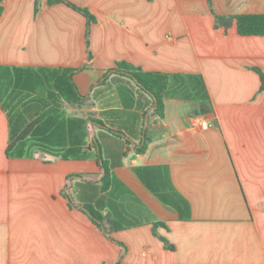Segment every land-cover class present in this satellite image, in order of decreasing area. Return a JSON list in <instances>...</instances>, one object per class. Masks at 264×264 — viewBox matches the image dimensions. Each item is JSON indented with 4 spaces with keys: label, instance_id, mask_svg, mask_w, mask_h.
<instances>
[{
    "label": "crops",
    "instance_id": "obj_1",
    "mask_svg": "<svg viewBox=\"0 0 264 264\" xmlns=\"http://www.w3.org/2000/svg\"><path fill=\"white\" fill-rule=\"evenodd\" d=\"M66 1L95 19L90 60L86 19L78 12L47 0L0 3V73L85 66L73 81L87 97L56 100L40 130L43 145L26 139L16 151L22 156H7L2 105L10 75L7 84L0 80L6 92L0 95V264H264V37L239 36L234 23L214 28L207 0ZM210 6L220 16L264 14V0H210ZM117 62L147 73L201 76L209 99L171 79L159 117L151 97L129 78L107 73ZM73 120L83 121L80 129H72ZM91 120L112 124L127 140L122 151L102 145L100 152L123 154L111 168L112 182L126 183L149 209L130 201L131 216L151 215L164 226L125 228L108 238L69 207L63 193L102 177L93 140L103 131ZM73 141L88 158H61ZM138 169L158 194L186 200L188 218L177 220ZM70 175L80 178L68 182Z\"/></svg>",
    "mask_w": 264,
    "mask_h": 264
},
{
    "label": "trees",
    "instance_id": "obj_2",
    "mask_svg": "<svg viewBox=\"0 0 264 264\" xmlns=\"http://www.w3.org/2000/svg\"><path fill=\"white\" fill-rule=\"evenodd\" d=\"M3 0H0V3ZM209 8L214 17V28L228 29L234 23L236 32L239 36H260L264 37V14H240L236 16H220L213 12L210 6V0H207ZM63 3L69 8L81 14L86 19L85 28V45L87 48V59H91L90 52L88 51L89 35L91 26L95 23L94 17L86 10L77 7L66 0H47L48 5ZM38 2H35V11H37ZM2 9L0 8V14ZM85 66L74 69H30V68H12L11 74L6 72L0 73V80L7 84L8 75H10L9 85L11 88L10 93L6 96L3 102V109L7 111L9 123V144L6 149L7 156H14L16 154L18 145L22 144L26 139L33 141L35 146H42L43 140L40 137V130L48 126L47 118L50 117L49 110H55V101L62 99L69 103H79L84 101L87 97L82 96L73 81V77L83 71ZM255 71L259 74L263 84V74L258 70ZM107 73H116L129 78L141 91L149 95L154 104V111L159 117L163 114V95L166 93L169 86V81L172 79L173 83H181L184 87H191L196 96H199L202 101L208 100L206 86L201 76L197 75H173L168 76L160 73H147L124 63L117 62L115 67ZM105 79L99 81L101 84ZM94 86H92L93 88ZM91 88V89H92ZM263 85L261 86V89ZM0 95L5 96L0 88ZM52 107V108H50ZM45 120V121H44ZM91 122L99 126L103 132L99 133V138L93 140V147L98 149L95 158L99 167L102 170V177L100 182H76L73 188V193H63L67 199L70 208H77L85 215L88 216L90 221L103 232V234L110 238V233L119 231L121 229L137 227L145 224H152L153 227L160 225L164 226L161 222H155L154 218L150 215L144 217H133L129 213V202L136 203L141 207V211L147 212V209L141 200L131 193L126 183L112 182L111 168L117 159L123 154L115 155L102 154L100 152L101 146L105 148L112 145L122 151L126 145L121 142L122 132L115 130L112 124L109 127L101 121L91 120ZM83 124L82 120H73L72 129H80ZM145 139L141 141L137 148V153H142L146 145ZM83 145H73L62 151V159H86L89 154L82 147ZM17 156H22V151L17 152ZM109 162V163H108ZM145 169L136 170V175L139 177L143 185L149 189L162 203L168 204L170 207L177 211V220L183 221L188 218L189 205L181 196L176 194H158L157 187L147 184L144 180L143 173ZM125 174L124 172H122ZM117 175L122 177L121 171H117ZM118 177V176H117ZM126 177V176H125ZM80 178V176L70 175L67 176L66 181ZM169 188L171 187L168 185ZM113 188L115 191H113ZM149 214V213H148ZM161 241L169 250L173 247L167 243L164 238Z\"/></svg>",
    "mask_w": 264,
    "mask_h": 264
},
{
    "label": "built area",
    "instance_id": "obj_3",
    "mask_svg": "<svg viewBox=\"0 0 264 264\" xmlns=\"http://www.w3.org/2000/svg\"><path fill=\"white\" fill-rule=\"evenodd\" d=\"M202 129H206L207 128V123L205 121L201 122L200 124Z\"/></svg>",
    "mask_w": 264,
    "mask_h": 264
}]
</instances>
